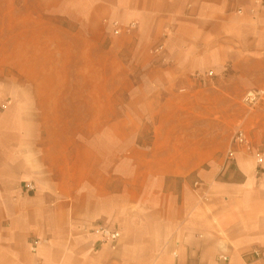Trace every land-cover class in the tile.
I'll return each mask as SVG.
<instances>
[{
	"label": "crops",
	"instance_id": "1",
	"mask_svg": "<svg viewBox=\"0 0 264 264\" xmlns=\"http://www.w3.org/2000/svg\"><path fill=\"white\" fill-rule=\"evenodd\" d=\"M0 67V264H264V0H0Z\"/></svg>",
	"mask_w": 264,
	"mask_h": 264
},
{
	"label": "built area",
	"instance_id": "2",
	"mask_svg": "<svg viewBox=\"0 0 264 264\" xmlns=\"http://www.w3.org/2000/svg\"><path fill=\"white\" fill-rule=\"evenodd\" d=\"M198 78H201V75H197ZM208 77H212V73L208 74ZM264 99V91H258V92H250L248 93L244 98V103L249 106L250 108H255L258 106ZM243 149L248 154L253 153V148L251 144L248 142L247 137L244 132L240 131L236 133L232 139V148L229 150L227 154V162H232L236 160L238 150L237 149ZM254 160L256 164V168L259 171L264 172V150L263 151H257L254 154ZM35 187L33 184H27V190L29 192L34 191ZM99 234L103 236L104 242L106 243H115L119 240L121 234L118 231H111L107 228H100L97 231ZM35 245V250L37 249V243ZM253 256L256 260H264V248L254 250ZM228 257L221 256L220 260L223 262H228Z\"/></svg>",
	"mask_w": 264,
	"mask_h": 264
},
{
	"label": "rangeland",
	"instance_id": "3",
	"mask_svg": "<svg viewBox=\"0 0 264 264\" xmlns=\"http://www.w3.org/2000/svg\"><path fill=\"white\" fill-rule=\"evenodd\" d=\"M80 59V56L76 57L73 63V66L70 67H65L62 68V73L66 72L67 75L69 74H73L76 75L77 73V67L75 66V64L78 62V60ZM112 69V68H111ZM26 72V68H22V67H0V78H24L23 74ZM31 76L33 75H37V71L36 69L34 70V72L30 73ZM112 74L113 71H111V78H112ZM114 77H116V75L113 74ZM43 78H59V70L55 69L53 67H46L45 68V75L43 76ZM16 86L18 84H15ZM0 110H3L0 108ZM78 119L82 118V116H77Z\"/></svg>",
	"mask_w": 264,
	"mask_h": 264
}]
</instances>
